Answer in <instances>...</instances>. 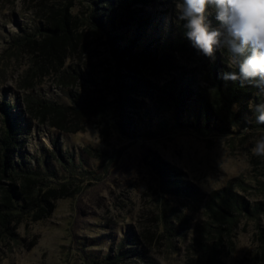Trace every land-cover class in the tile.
<instances>
[{
    "label": "rangeland",
    "instance_id": "obj_1",
    "mask_svg": "<svg viewBox=\"0 0 264 264\" xmlns=\"http://www.w3.org/2000/svg\"><path fill=\"white\" fill-rule=\"evenodd\" d=\"M116 2L60 0L56 7L66 5L78 26L71 25L63 49L42 50L47 13L37 15L28 1H0V106L10 104L25 126L13 159L40 170L46 189H53L38 218L15 217L7 233L0 227V264H264V213L238 219L223 213L227 223L206 207L212 193L224 189L250 206L264 205V158L251 152L264 126L252 121L250 109V102L264 103V93L253 91L244 106H234L247 122L228 120L219 107L223 131L198 128L202 122L182 128L190 113L183 108L175 119L166 86L183 74L188 96L207 97L208 76L229 69L223 55L218 50L209 59L192 46L172 0L134 5L133 18L111 28L91 18L117 10ZM141 17L150 24L137 42ZM209 20L218 26L214 15ZM115 38L122 51L133 42L137 48L122 59ZM166 46L168 60L159 69L150 53L157 48L160 59ZM133 79L144 83L130 93L123 116L120 88ZM161 87L167 95H159ZM29 99L49 103L45 121L30 110ZM82 101L87 106H78ZM159 169L181 181L184 196L163 190ZM0 180L3 187L14 183ZM23 182L16 180L18 188Z\"/></svg>",
    "mask_w": 264,
    "mask_h": 264
},
{
    "label": "trees",
    "instance_id": "obj_2",
    "mask_svg": "<svg viewBox=\"0 0 264 264\" xmlns=\"http://www.w3.org/2000/svg\"><path fill=\"white\" fill-rule=\"evenodd\" d=\"M5 2H10L11 0H0ZM24 2L28 1L29 4L35 3V8L37 10V15H45L47 17V27H42L41 31L45 33L44 37L45 41L41 45L42 50L48 49L49 47H56L59 49L60 47L63 49L64 43H68L72 38L71 33V25L78 26V22L75 17L70 13V9L66 7V5H62L56 7V4L60 2V0H23ZM156 0H117L118 9L113 10L110 13L105 12H97L95 15H92L91 18L94 19L98 24H102L103 27L111 28L113 24H115L116 20H120L123 17H127V19L133 18V14L135 11L132 10L134 5L137 6H145L150 3H154ZM59 5V4H58ZM138 21L137 27V42L140 41L141 37L144 36V31L147 30L150 24L148 17L145 18H136ZM136 21V22H137ZM83 25L88 24L90 28L97 30V25L92 21L84 20L81 21ZM40 30V29H39ZM143 31V32H142ZM43 33V34H44ZM144 33V34H143ZM42 34V35H43ZM26 39V38H25ZM135 40V41H136ZM115 48L121 55L122 59H124L125 53L133 52L132 49L137 48L133 45L126 47L124 51L119 48L120 41L118 38L114 40ZM136 45V44H135ZM171 50V46H166L162 49L160 55V59L157 58V48L154 49V53L147 54L146 52L149 50L145 48L143 53L147 54L151 57V61L155 62L157 67L160 69L161 67H165L164 61L168 60V55L165 54V50ZM60 57V52H58V57ZM162 58V60H161ZM123 61V60H122ZM227 70L219 69V72H212L211 75L208 76V82L210 83L212 90L208 93L207 97L204 95H197L195 99L191 98L189 94V80H185L183 74L177 78H174L172 82H170L166 87H169V95L171 103H169V107L174 112L175 119L180 118L181 111L186 109L190 113V123L180 125L182 128H197L196 126H200V122H202V127H198L201 129H210L217 128L220 131L223 129L218 126V122L220 121V116L226 118L228 120H233L235 123L247 122V118L241 116L239 113H235L233 108L234 106H244V103L247 101L248 97H250L251 92L257 91L258 88L245 85L241 86L239 83H232L230 81L226 82L222 79V74ZM141 80L133 79L130 83H123L120 92L122 95V102L120 103L121 108L123 109L122 115L127 116L126 108H129L131 105L130 93L137 92L142 87ZM165 87H161L158 89L159 95L163 94L167 95L168 93L164 92ZM192 99L189 108H185L183 106L188 99ZM30 104V110L34 113L36 111L41 119V121L46 120V110L50 105L47 101H35L32 99L28 100ZM87 101H82L78 106L83 107L87 106ZM220 110L224 108L225 115L223 116V111L220 114ZM184 108V109H183ZM0 109L4 112V121L5 127L3 129L2 135L0 137V179L4 180H12L14 183L9 186L3 187L0 186V227L4 230L9 231L8 224L13 220V218L17 217L18 221H22L21 218L27 217L30 214L33 216V219L38 218L40 214L46 211V208L42 206V204H48V200L50 199L51 193L53 189H46L45 184L41 178L40 170H33L29 165L24 164V167H19L17 163L14 161L13 156L15 155V151L17 149V144L19 142V135L22 133L25 126L21 122V117L18 114H14L13 107L6 102L0 106ZM76 110V109H75ZM61 113L60 110L57 111ZM38 117V116H37ZM240 117V118H239ZM242 119V120H241ZM221 122V121H220ZM52 127L62 128V125L57 121L51 119L50 122ZM161 168V167H159ZM160 171V169H159ZM160 178L162 180L163 190H165L169 194H174L175 196H184L187 188H184L181 185V181H175L171 179H167L168 172L164 171L163 173L160 171ZM24 180L23 185L18 188L16 185V180ZM1 184V180H0ZM206 207L208 208L211 216H217L221 218L223 221L229 223L231 219L227 216H232L234 219H238L241 216H250L253 218H258L262 213H264V205L261 203L254 204L250 206L246 201L238 197L236 194L232 192L230 189H224L221 192H213L209 197ZM223 213L227 216H223ZM4 233L0 231V237H3Z\"/></svg>",
    "mask_w": 264,
    "mask_h": 264
},
{
    "label": "clouds",
    "instance_id": "obj_3",
    "mask_svg": "<svg viewBox=\"0 0 264 264\" xmlns=\"http://www.w3.org/2000/svg\"><path fill=\"white\" fill-rule=\"evenodd\" d=\"M172 2L176 22L183 24L184 36L192 46L209 59L214 60L218 50L223 55L231 71L224 72L222 79L241 86L250 85L264 93V0ZM212 15L218 26L209 20ZM250 109L252 121L264 126V103L250 102ZM251 152L264 158V135L254 138Z\"/></svg>",
    "mask_w": 264,
    "mask_h": 264
}]
</instances>
